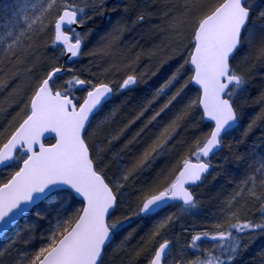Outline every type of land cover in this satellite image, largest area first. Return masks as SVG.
Returning a JSON list of instances; mask_svg holds the SVG:
<instances>
[{"label": "snow or ice", "instance_id": "1", "mask_svg": "<svg viewBox=\"0 0 264 264\" xmlns=\"http://www.w3.org/2000/svg\"><path fill=\"white\" fill-rule=\"evenodd\" d=\"M105 8H0V264H264V0H156L90 47ZM213 173L232 193L205 207Z\"/></svg>", "mask_w": 264, "mask_h": 264}, {"label": "trees", "instance_id": "2", "mask_svg": "<svg viewBox=\"0 0 264 264\" xmlns=\"http://www.w3.org/2000/svg\"><path fill=\"white\" fill-rule=\"evenodd\" d=\"M120 1L121 0H118L116 2H110V0H103V2L106 4L104 14L105 13L108 14V19L106 21H102L104 14L102 16L96 15L94 13L92 14L95 17V23L94 24L90 23L89 27L93 29L95 35L92 37V45H90V47L94 46L106 32H111L116 22L119 20L125 21L128 27L131 29V30H125L122 33V35L119 37L121 41L128 44L136 42L138 39H140L141 35L147 34L149 32V29L153 28L156 24L159 23V19L155 14V9L151 8V5H153L156 2V0H135L136 8L127 13L124 12V5L130 3L129 0H125L122 4H119ZM14 2L15 0H0V8H3L5 5H10ZM97 2H100V0H97ZM161 2H163V0H161ZM146 6L151 8L153 15L145 23L133 27L132 25L136 19L138 10L144 9ZM167 40L168 38L166 36L157 34L156 36L149 35L147 37V42L142 40L141 43L144 44L145 48H152L154 45H160L164 42H167ZM79 67H86V63L84 66L80 65ZM7 79H8L7 76L0 75V80H7ZM255 87H258V85H256ZM5 107H7V105L3 97H0V111H2L3 108ZM253 115H255V112H253ZM262 134H264V129H261L260 127L255 128L253 132L249 134V142L259 143V139L262 136ZM240 135L241 132L235 133V137H239ZM229 140H233V138L229 137ZM227 151L228 149L227 147H225L220 150V153H227ZM220 153H218V155L213 158L214 165L216 160L221 158ZM232 167L235 166L233 165ZM214 175H217V173L208 175L204 183L199 187L195 188L196 194L199 197H201L202 203L205 205V207H207L210 202L216 200L217 198L223 199L225 195H230L232 193V188H226L227 181L218 180V179L214 180L213 179ZM233 187H235V185H233ZM208 215L209 214L205 212L204 209L202 208L200 209L199 216H190L187 219L191 221L193 224H202L204 223L205 217H207ZM151 227H152L151 224L145 226L143 221H136L132 223L130 226H128L126 222V231L116 241V244L114 245L113 248L114 253L119 254L120 249L124 247L122 242L125 240V238H128L130 234L131 236L128 243L129 249L132 246L136 245L140 240V238L144 236ZM141 228H143V231L140 230ZM259 243L260 241L257 240L256 244L259 245ZM118 248H120L119 251ZM117 264H119V255H117ZM132 264H138L135 256H133ZM144 264H146V262H144Z\"/></svg>", "mask_w": 264, "mask_h": 264}, {"label": "water", "instance_id": "3", "mask_svg": "<svg viewBox=\"0 0 264 264\" xmlns=\"http://www.w3.org/2000/svg\"><path fill=\"white\" fill-rule=\"evenodd\" d=\"M116 1H118V0H110V2H116ZM107 17H108V14L105 13L104 16H103L102 21H105L107 19Z\"/></svg>", "mask_w": 264, "mask_h": 264}, {"label": "rangeland", "instance_id": "4", "mask_svg": "<svg viewBox=\"0 0 264 264\" xmlns=\"http://www.w3.org/2000/svg\"><path fill=\"white\" fill-rule=\"evenodd\" d=\"M124 1H125V0H121V1L119 2V4H122ZM129 2H130V0H129ZM102 19H103V18H102ZM107 19H108V17H107ZM78 65H79V64L74 65V67H79L80 65H79V66H78ZM119 249H120V248H118V251H119Z\"/></svg>", "mask_w": 264, "mask_h": 264}, {"label": "flooded vegetation", "instance_id": "5", "mask_svg": "<svg viewBox=\"0 0 264 264\" xmlns=\"http://www.w3.org/2000/svg\"><path fill=\"white\" fill-rule=\"evenodd\" d=\"M106 20H107V19H106ZM106 20H105V21H106Z\"/></svg>", "mask_w": 264, "mask_h": 264}]
</instances>
